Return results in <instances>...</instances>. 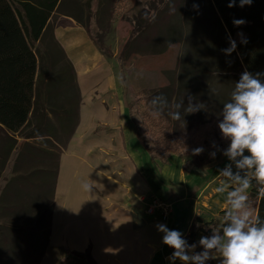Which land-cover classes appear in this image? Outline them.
<instances>
[{"label":"trees","instance_id":"16d2710c","mask_svg":"<svg viewBox=\"0 0 264 264\" xmlns=\"http://www.w3.org/2000/svg\"><path fill=\"white\" fill-rule=\"evenodd\" d=\"M117 0H0V264H40L49 242L54 191L59 160L78 122L81 92L76 70L48 22L53 12L72 18L83 27L105 55L101 44L109 28ZM229 0H142L133 8V32L122 49L134 54H158L174 44L180 56L168 83L144 92L150 114L153 97L164 95L169 106L188 96L202 103L200 111L180 120L159 117L172 134L186 133L219 121L222 106L230 99L234 83L243 71L264 73V0L228 7ZM193 4L198 5L193 9ZM246 23L234 26L233 20ZM94 21L96 31L89 29ZM242 30L246 44L238 41L236 51L225 55L229 35ZM36 43V46L34 45ZM226 56L227 60H223ZM264 80V76L261 77ZM223 86L214 89L215 81ZM136 137L152 159L167 163L172 154L159 152L145 140L138 122L128 109ZM196 158V157H195ZM196 162H184L187 170ZM9 167V177H3ZM254 214L264 219V197L255 183L248 193ZM224 210L220 212L223 216ZM194 219L187 235L194 240ZM223 223V222H222ZM213 221L200 224L207 236L218 230ZM196 252L203 251L198 245ZM71 254L96 264L90 247ZM205 264H213L212 259Z\"/></svg>","mask_w":264,"mask_h":264},{"label":"crops","instance_id":"0c3cea01","mask_svg":"<svg viewBox=\"0 0 264 264\" xmlns=\"http://www.w3.org/2000/svg\"><path fill=\"white\" fill-rule=\"evenodd\" d=\"M53 15L57 16L54 37L75 67L81 96L87 99L95 88L106 95L111 84L109 76L103 85L96 87L90 75L82 74L77 67L78 63L82 65L80 57L98 59V55L105 58L104 55L72 18L53 12L49 23ZM83 75L88 81H82ZM110 114L101 111L93 115L80 110L78 125L60 155L49 242L40 264H91L75 261L68 255L73 251L84 252L88 247L96 264H171L168 257L173 249L162 244L163 234L157 231L156 224L163 223L186 238L198 218L200 222L194 228V240L198 242L201 236H207L199 230L201 222L213 221L216 226L223 222L220 212L224 210L226 194L215 191L224 179L217 170L211 175L208 167L193 165L186 170L181 157L173 155L170 159L176 157L179 169L171 173L167 163L152 160L143 149L160 172L164 181L161 187L146 175L137 147L129 145L128 131L132 124L124 111L120 115ZM98 120L109 126L119 125L115 136L119 145H111L112 132L91 134ZM190 175L194 177L191 180ZM87 178L94 182L90 193L81 187ZM161 188L165 194L173 195L172 213L167 220L160 219L158 212L146 211L150 197ZM212 262L219 264L217 259ZM174 264L181 262L176 260Z\"/></svg>","mask_w":264,"mask_h":264},{"label":"clouds","instance_id":"9594fccd","mask_svg":"<svg viewBox=\"0 0 264 264\" xmlns=\"http://www.w3.org/2000/svg\"><path fill=\"white\" fill-rule=\"evenodd\" d=\"M237 0H229L228 7H233ZM253 0H239V6L251 5ZM198 5L193 4V9ZM246 23L244 20H233L234 26ZM238 35H242L239 34ZM229 47L221 51L231 55L236 51L237 44L230 36ZM242 44L247 39L241 40ZM264 73L243 71L231 92L230 99L225 102L220 111L222 119L217 127L221 137L227 140L226 149L212 143L216 149L209 153L215 158L216 152L221 151L230 163L226 164L218 173L224 179L215 189L217 193L226 194L224 199L223 223L218 230L212 229L211 236H201L198 245L203 251L196 252L197 243L189 244L183 233L169 229L165 224L155 225L162 233V244L173 249L168 260L174 264L179 260L181 264H205L206 261L217 259L219 264H264V219L254 214L249 204L248 190L257 186V192L264 197ZM188 96L187 105L183 99L169 106L167 97L158 95L151 99L152 115L159 117L164 109H170L168 116L173 120H180L183 115L200 111L202 103ZM204 151L202 147L193 150L194 155ZM245 152L248 154L245 155ZM233 165L236 171H233ZM94 182L88 178L82 181L81 187L90 193Z\"/></svg>","mask_w":264,"mask_h":264},{"label":"rangeland","instance_id":"374dc122","mask_svg":"<svg viewBox=\"0 0 264 264\" xmlns=\"http://www.w3.org/2000/svg\"><path fill=\"white\" fill-rule=\"evenodd\" d=\"M142 0H117L116 9L110 22L109 28L105 29L103 39L101 41L105 51L109 54L108 57L104 55L97 56L98 59H90L87 57H80L82 65L77 67L82 74L90 75V80L96 82L97 86L103 85L108 79L110 86L108 93L102 95L99 92L100 88H95L90 96L83 98L81 96V103L79 108L83 109V112L89 111V114L98 115L101 111L111 113L110 115H119L125 113L126 119H129L128 109H131V113L136 118L139 126V130L143 133L145 140L155 146L160 153L171 152L172 154L167 158V166L170 167V171L176 172L179 169L178 160L171 158L173 155H178L185 162H196L201 160V164L197 165L201 169L207 168L208 174H213L214 171L222 169L227 164V157L222 155L221 151L216 152L215 158H211L209 153L215 151L212 147V143L219 147V149H226L228 141L221 137L220 131L217 127L218 121H212L192 129L186 133L172 134L167 130L165 123H162L159 119L150 114L147 105L144 101V92L164 86L168 83V72L173 71L176 67L177 60L180 56L181 45L174 44L166 49L162 53L158 54H134L127 58L122 55V49L126 42L130 39L133 32V24L131 22L133 8L138 2ZM57 16L53 15L50 24L55 25ZM89 29L92 33L96 31V25L94 21H90ZM242 34V35H238ZM230 36V35H229ZM245 36L242 30L237 31L233 36H230L233 40L240 41ZM36 46V43H34ZM103 55V54H102ZM85 58V59H84ZM223 60H227L226 56H222ZM83 69V71H82ZM82 81H88L84 75ZM220 80L215 81L214 89H219L223 86ZM89 100V101H88ZM119 110V111H118ZM131 122V121H130ZM131 131H128L129 145L136 146L142 155L143 169L149 177L156 182L164 185V181L160 176L159 170L153 166L151 159L147 152H145L139 141L135 136L134 124L131 122ZM119 125L109 126L103 121L98 120L91 134L98 132H112L114 136L111 139V145H119L116 137L119 132ZM116 136V137H115ZM202 147L204 151L199 155H194L193 150L195 148ZM196 157V158H195ZM153 160V159H152ZM156 160H159L156 158ZM164 165V163L161 162ZM196 166V165H195ZM3 177H9V167L5 171ZM192 175L188 177L189 180L193 179ZM4 181H0V187ZM173 195L165 194L163 188L158 194L150 197L146 208L149 207L154 201H161L172 203ZM178 204V203H177ZM159 218L158 216H156ZM161 219V217H160ZM188 240V237L185 238ZM70 255L75 261H84V258L77 257L73 254Z\"/></svg>","mask_w":264,"mask_h":264},{"label":"built area","instance_id":"2783aa9c","mask_svg":"<svg viewBox=\"0 0 264 264\" xmlns=\"http://www.w3.org/2000/svg\"><path fill=\"white\" fill-rule=\"evenodd\" d=\"M148 214L159 213L163 220H167L172 213V203L154 201L149 207L146 208Z\"/></svg>","mask_w":264,"mask_h":264}]
</instances>
